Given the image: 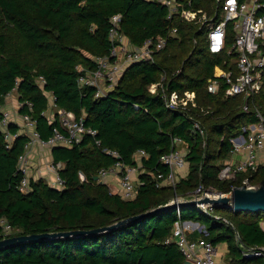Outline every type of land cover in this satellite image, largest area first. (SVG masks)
Listing matches in <instances>:
<instances>
[{
	"label": "trees",
	"instance_id": "16d2710c",
	"mask_svg": "<svg viewBox=\"0 0 264 264\" xmlns=\"http://www.w3.org/2000/svg\"><path fill=\"white\" fill-rule=\"evenodd\" d=\"M208 2L193 0V5ZM114 13L120 14V31L135 45L147 37L165 35L171 26L176 31L153 61L129 64L112 89L94 97L93 87L77 86L74 66L93 68L91 57L108 52V20ZM165 13L152 0H0V103L14 89L20 101L30 103V109L22 105L19 111L29 114L38 135L47 138L53 126L59 127L57 115L49 120L45 113L52 98L54 111L59 108L75 118L81 116L83 125L95 129L94 138L99 140L95 145L93 137L85 134L69 146L50 147L51 159L62 163L63 186L30 178L29 190L21 192L16 157L26 137L16 134L5 147L0 131V218L12 227L9 236L101 227L163 205L198 183L220 191L238 184L239 177L220 180L216 173L229 149L228 137L242 123L253 121V114L240 109L238 97H224L221 89L206 90L213 66L224 67L225 56L206 50L194 24L177 16L167 19ZM160 75L167 91L193 90L196 107L188 113L166 109L160 94L146 89ZM254 100L264 112V90ZM192 118L199 120L203 134L191 131ZM7 128L10 133L17 130L11 123ZM172 136H179L186 147V173L172 186L156 187L157 172H167L159 155L170 148ZM101 148L116 151L125 164L135 163L136 150L144 151L145 157L140 158L144 171L138 175L142 183L132 198L124 199L92 178L99 167L116 159ZM78 171L84 180H79ZM253 177L254 181L264 179V171L259 168ZM211 210L228 224L194 206L178 207L181 219L204 224L206 234L199 236L214 245L225 243L232 264H262V256L241 257L234 231L245 245H264V231L258 226L264 212L233 213L220 206ZM175 216V208L162 209L100 233L9 246L0 249V264H182L184 257L176 244L164 241Z\"/></svg>",
	"mask_w": 264,
	"mask_h": 264
},
{
	"label": "built area",
	"instance_id": "2783aa9c",
	"mask_svg": "<svg viewBox=\"0 0 264 264\" xmlns=\"http://www.w3.org/2000/svg\"><path fill=\"white\" fill-rule=\"evenodd\" d=\"M163 6L166 10L165 17L174 16L194 24L200 32L203 44L210 53H222L225 58L222 64L214 65L212 74L206 79V90L216 93L222 90L224 97H238L239 107L242 111H251L253 121L242 123L239 131L228 137L229 149L225 159L218 167L216 177L220 180L238 178V184L232 185L227 191L205 188L201 183L183 195H174L167 202L192 200L194 207L199 211L210 214L214 219L228 221L217 214L211 213L213 205L197 202L202 197L216 198L227 195L233 186L252 187L253 173L259 168L264 171V112L260 109L262 104L254 100V96L264 90V0H209L202 6H194L193 0H152ZM107 39L110 43L108 52L103 55L91 57L93 68L80 64L74 66L77 71L76 84L78 87H93V96H103L112 89L123 70L131 63L138 61H153L158 50L164 47L167 37L174 35L176 28H167L165 35H156L145 38L141 44L135 45L120 31V14L109 16ZM163 75L158 80L149 83L146 87L149 93H159L163 106L168 110L188 113L196 107L195 93L193 90L167 91L163 85ZM25 105L30 109L28 101H20L16 91L7 92L0 103V131L2 132L5 147H9L11 139L16 134L26 137L22 151L16 157V171L20 173L17 188L21 192L29 190V179L42 178L48 185L61 188L64 179L59 175L62 168L60 161L49 159L43 162V175L34 167L33 156L35 148L50 149L52 146H69L80 141L83 135L93 137V143L99 145V140L94 138L96 130L84 126L82 117L75 118L73 113L56 108L55 114L59 127L53 126L47 138H41L35 130V121L25 111L19 109ZM52 106V98L48 107ZM136 107L135 104H133ZM203 113L207 110L201 109ZM49 116V120H52ZM15 125L17 130L10 133L7 125ZM191 131L203 134L201 124L197 118L191 119ZM204 141H202V146ZM105 154L116 159L106 167H99L95 173V180L104 182L109 176H116L117 193L124 199L134 196L135 188L142 181L138 175L144 171L140 158L145 157L143 150L138 149L133 153L134 164L122 163L114 150L101 148ZM186 147L179 136H172L170 148L159 155L167 172L156 174L154 185H174L178 176L186 173L185 163ZM37 172V173H36ZM80 181L84 180L81 171L77 172ZM175 219L170 228L165 242L172 241L176 244L184 259L191 260L194 264H232L231 255L226 253L217 255L215 245L199 234L205 235L204 225L195 220L181 219L178 207H175ZM264 231V220L258 222ZM12 227L4 218H0V238L9 236ZM196 233L197 237L191 238L190 234ZM234 240L239 248L241 257L262 256L264 258V245H245L234 231ZM226 254V255H225ZM225 255V256H224ZM224 257L223 261L222 258ZM255 264V263H244ZM264 264V261L263 263Z\"/></svg>",
	"mask_w": 264,
	"mask_h": 264
},
{
	"label": "water",
	"instance_id": "95a60500",
	"mask_svg": "<svg viewBox=\"0 0 264 264\" xmlns=\"http://www.w3.org/2000/svg\"><path fill=\"white\" fill-rule=\"evenodd\" d=\"M92 178L95 179V176H93ZM197 202L209 203L213 206L226 207L233 213H237L241 211L264 212V179H260L252 187H245L243 185L233 186L227 195H219L216 198H209L205 196L200 198ZM195 203L196 202L192 200L166 202L163 205L119 219L111 224L101 227L91 228L87 230L71 229V230L42 231L36 233L10 235L4 238H0V249L13 245L31 242V241H37V240L100 233L102 231L117 227L119 225L136 221L153 212L162 209H171L185 205L194 206ZM182 264H194V263L189 259H183Z\"/></svg>",
	"mask_w": 264,
	"mask_h": 264
},
{
	"label": "crops",
	"instance_id": "0c3cea01",
	"mask_svg": "<svg viewBox=\"0 0 264 264\" xmlns=\"http://www.w3.org/2000/svg\"><path fill=\"white\" fill-rule=\"evenodd\" d=\"M33 150L35 151L34 152V156H33V164H34V167L37 169L35 171H40V169H42V166H43V163L40 164V162L42 160V158H41V150H45L46 151V149L35 148ZM49 159H51L50 152L47 150V152H45V156H44V159L42 161L43 162H46ZM43 172L44 171L41 170L40 171V174L43 175L42 174ZM105 180H106L105 183L107 184V187H108L109 191L112 192V193H117V191H118V184H117V178H116V176H109ZM191 234L193 236V233H191Z\"/></svg>",
	"mask_w": 264,
	"mask_h": 264
},
{
	"label": "rangeland",
	"instance_id": "374dc122",
	"mask_svg": "<svg viewBox=\"0 0 264 264\" xmlns=\"http://www.w3.org/2000/svg\"><path fill=\"white\" fill-rule=\"evenodd\" d=\"M46 115L47 116H51V115H54V108L53 107H48L47 108V110H46ZM201 127H202V130H203V132H204V128H203V126L201 125ZM204 146V145H203ZM35 152V151H34ZM45 152H47V151H45V150H41V158H42V160L44 159V156H45ZM225 159V158H224ZM224 159H220V161L221 162H223V160ZM41 160V162H40V164L41 163H43V161ZM202 184V183H201ZM202 186L203 187H205V188H209V189H212V190H216L214 187H213V185H211V184H207V185H203L202 184ZM192 190V189H191ZM190 191V190H189ZM178 196V195H177ZM213 210V209H212ZM211 210V211H212ZM191 220H193V219H191ZM197 221V220H196ZM199 224H201V225H204L202 222H200V221H197ZM194 234H196V233H194ZM226 245H225V243L224 242H219V243H217V244H215V252H216V254H218V255H222V254H224V253H226ZM226 255V254H225ZM224 255V256H225ZM222 258V257H221ZM223 259H224V257L222 258V261H223Z\"/></svg>",
	"mask_w": 264,
	"mask_h": 264
}]
</instances>
